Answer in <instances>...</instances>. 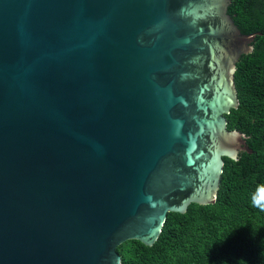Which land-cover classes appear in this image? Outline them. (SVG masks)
I'll return each instance as SVG.
<instances>
[{
	"label": "water",
	"instance_id": "1",
	"mask_svg": "<svg viewBox=\"0 0 264 264\" xmlns=\"http://www.w3.org/2000/svg\"><path fill=\"white\" fill-rule=\"evenodd\" d=\"M230 0H0V264H120L214 203L235 64Z\"/></svg>",
	"mask_w": 264,
	"mask_h": 264
},
{
	"label": "trees",
	"instance_id": "2",
	"mask_svg": "<svg viewBox=\"0 0 264 264\" xmlns=\"http://www.w3.org/2000/svg\"><path fill=\"white\" fill-rule=\"evenodd\" d=\"M227 13L241 33L260 32L235 64L238 107L225 115L227 129L242 134L251 152L223 157L214 203L168 213L151 246L121 243L120 264H264V211L251 204L264 183V0H230Z\"/></svg>",
	"mask_w": 264,
	"mask_h": 264
},
{
	"label": "clouds",
	"instance_id": "3",
	"mask_svg": "<svg viewBox=\"0 0 264 264\" xmlns=\"http://www.w3.org/2000/svg\"><path fill=\"white\" fill-rule=\"evenodd\" d=\"M251 204L260 211H264V183L256 187L255 192L251 196Z\"/></svg>",
	"mask_w": 264,
	"mask_h": 264
}]
</instances>
